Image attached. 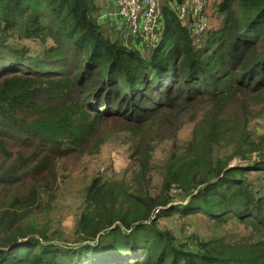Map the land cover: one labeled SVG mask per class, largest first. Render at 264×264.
Instances as JSON below:
<instances>
[{
	"label": "trees",
	"instance_id": "obj_1",
	"mask_svg": "<svg viewBox=\"0 0 264 264\" xmlns=\"http://www.w3.org/2000/svg\"><path fill=\"white\" fill-rule=\"evenodd\" d=\"M102 2L0 0V264H264V131L252 125L264 118V99L254 103L264 93V0H219L221 20L199 40L193 13L189 25L181 18L186 0H160L152 40L119 23L106 30ZM188 114L193 133L181 143ZM117 119L141 124L137 168L126 181L93 179L73 232L55 237L41 213L62 188L61 161L98 153ZM149 123V134L137 128ZM153 133L172 141L160 188ZM177 212L244 231L159 228Z\"/></svg>",
	"mask_w": 264,
	"mask_h": 264
},
{
	"label": "rangeland",
	"instance_id": "obj_2",
	"mask_svg": "<svg viewBox=\"0 0 264 264\" xmlns=\"http://www.w3.org/2000/svg\"><path fill=\"white\" fill-rule=\"evenodd\" d=\"M206 1L208 4L209 0ZM101 5L103 7V11L105 12L108 11L111 13L114 11L111 0H104ZM161 6L162 5H160V12ZM209 12L212 14L210 9ZM96 17L101 21L99 13L96 14ZM181 18H183L185 24L189 25V13H186L183 17L181 16ZM104 20L103 26L106 30L112 29L116 25L108 17ZM123 21V23L119 21V26L124 28V33H131L132 35H136L138 37L137 34L130 30L126 21ZM213 25L214 22L210 21L207 27L199 29L197 33H194L195 23L191 25V30L195 39L199 40L200 36L209 30ZM110 35L113 39L119 38L121 40V33L117 28H115L114 32ZM158 35L159 30H156L154 35L148 37V40H152L153 38L157 39ZM135 41L140 43L138 38H136ZM13 42L24 47H29L32 52L35 51L33 55L40 54L43 49L41 44L33 40H13ZM155 42L156 41H148L147 44L153 46ZM263 99L264 93L258 95L257 98H255L254 103ZM192 117L193 114H188L187 118L183 117L184 123L177 130V138H179L181 143H187L192 136L195 124L192 122ZM104 125L105 127L103 132L106 133V140L98 153L84 156L80 155L79 157L74 156L70 159L61 161V164H64L61 169L60 176L62 188L58 192L56 199L46 201V206L41 213V216L43 217L42 222L48 225L51 229L49 232L54 234L55 237H62L63 234L67 237V235L73 232L77 217L84 208V193L86 187L93 179L102 176L114 181H126L129 179L133 170L137 168L132 155L134 145L136 144L135 141L141 134L136 136L132 127L141 124H124L120 119H117L115 121L107 122ZM252 125L254 126V129L258 128V133H263L264 118L254 119L252 121ZM143 126H147V130L143 129L142 126L137 127L140 128V132L143 134L144 132L146 134L151 133L150 123ZM156 135H158V133L151 134V140H148V143H150L153 148L151 151V162L155 167L153 170V187L160 188L164 163L169 154L172 141L169 137L160 138ZM240 162L243 161H240L239 158L234 159L231 166H236L237 164H240ZM184 202L187 203V200ZM166 209L168 210L169 207ZM158 221L159 228L165 231H170L174 236H178L180 231H183L185 237L193 233H197L204 237H213L217 235L234 237L238 233L244 231V228L241 226L234 227L232 225H224L219 227L206 213L197 215L196 213L180 214L177 212L170 217L159 218Z\"/></svg>",
	"mask_w": 264,
	"mask_h": 264
},
{
	"label": "built area",
	"instance_id": "obj_3",
	"mask_svg": "<svg viewBox=\"0 0 264 264\" xmlns=\"http://www.w3.org/2000/svg\"><path fill=\"white\" fill-rule=\"evenodd\" d=\"M116 2L121 18L126 21L133 33L148 38L158 30L160 0H116ZM188 12H192L195 17L194 33L207 27L212 21L206 0H186L181 7V16Z\"/></svg>",
	"mask_w": 264,
	"mask_h": 264
},
{
	"label": "crops",
	"instance_id": "obj_4",
	"mask_svg": "<svg viewBox=\"0 0 264 264\" xmlns=\"http://www.w3.org/2000/svg\"><path fill=\"white\" fill-rule=\"evenodd\" d=\"M219 0H209L208 2V6L210 11L212 12V22H216V24H219L218 22L221 20V17L219 15V13L217 12V4H218ZM111 3L113 4L114 7V11H112L111 13L106 11V13H109V15L107 16L112 22L114 23H119V14H118V9H117V4H116V0H111ZM106 15V14H105ZM134 44H136L138 47H141L143 44L138 43L136 41H134Z\"/></svg>",
	"mask_w": 264,
	"mask_h": 264
},
{
	"label": "water",
	"instance_id": "obj_5",
	"mask_svg": "<svg viewBox=\"0 0 264 264\" xmlns=\"http://www.w3.org/2000/svg\"><path fill=\"white\" fill-rule=\"evenodd\" d=\"M231 167H233V166H231Z\"/></svg>",
	"mask_w": 264,
	"mask_h": 264
},
{
	"label": "bare ground",
	"instance_id": "obj_6",
	"mask_svg": "<svg viewBox=\"0 0 264 264\" xmlns=\"http://www.w3.org/2000/svg\"><path fill=\"white\" fill-rule=\"evenodd\" d=\"M107 243V242H106Z\"/></svg>",
	"mask_w": 264,
	"mask_h": 264
}]
</instances>
